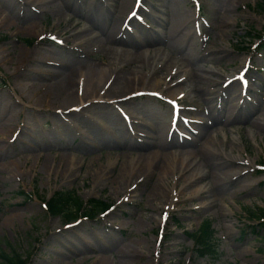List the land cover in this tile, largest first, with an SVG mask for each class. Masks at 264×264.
I'll return each mask as SVG.
<instances>
[{
	"label": "rangeland",
	"instance_id": "1",
	"mask_svg": "<svg viewBox=\"0 0 264 264\" xmlns=\"http://www.w3.org/2000/svg\"><path fill=\"white\" fill-rule=\"evenodd\" d=\"M197 1L199 8L195 0H143L140 21L125 25L140 41L150 35L160 43L155 48H159V58H164L162 66L156 68L158 73L149 69L160 60L157 58L141 77L150 81L154 77L161 86L152 90L161 98L143 93L133 96L126 105L103 102L110 105L117 119H108L96 109L77 120L52 104L48 108L36 105L33 85L48 83V75L42 73L37 62L23 63L22 56L38 45L39 56L50 58L57 66L75 69L80 61L104 59V52L94 49L90 58L75 52L71 38L62 31L64 24L54 27L56 10L26 3L21 9V0H0V15L9 12L17 18L12 25L0 19V123L7 114L4 110L12 113L11 106L15 110L8 127L0 129L3 250H14L27 259V264H144L143 253L147 256V251L153 264L163 255L162 264H264V230L257 225L260 222L251 219L252 212L264 209V172L258 171L264 168V11L259 9L264 0ZM118 2L122 0L114 4ZM227 2L231 6L228 15L233 19L230 24L224 23ZM35 24L40 25L36 33L31 30ZM40 32L48 36H37ZM209 53L213 54L212 61H206ZM246 63L249 68L245 76L236 79ZM190 68L207 80L204 90L192 91ZM232 75L237 81L228 84L225 79ZM180 78L182 82H178ZM177 97L181 99L180 117L173 129L168 100ZM115 106L125 110L132 122L126 121V114L120 110L119 115ZM226 113L232 114L230 119ZM53 121L78 138L62 135L55 143L48 133ZM146 126L162 137L166 153H192L183 163L193 159L190 167L171 174L170 179L177 182L173 199L177 206L167 215L160 207L155 211L154 204L147 200L154 176H149L146 164H136L125 182L121 178L123 169L132 167L129 155L136 153L123 147L152 142ZM10 132L18 133L14 141L8 140ZM104 139L109 140L108 145ZM204 139L208 146L203 145ZM205 149L210 156L202 157ZM61 153L72 156L71 170L64 169L70 157L60 161ZM51 154L56 156L52 158ZM221 156L239 159L232 167L235 172L219 184L209 185L213 180L204 178L211 170L206 161L216 162ZM9 162H18L20 168L12 167L5 173ZM196 170L201 172V179L185 184ZM115 182L120 187L124 183L121 190L112 189ZM125 187L132 193L127 198L129 203L122 200ZM197 187H205L206 192L190 199L189 192ZM58 192H74L83 203L101 199L112 209L93 220L64 221L49 215L45 207ZM211 200H215L213 208L201 207ZM222 203L230 212L223 210ZM152 214L153 219L146 220L149 223L141 221ZM10 215L17 217L11 219ZM159 218H164V223H158ZM206 221L217 243L212 258L209 253L199 256L190 239ZM123 249L125 257L119 254ZM242 250L246 256L240 254Z\"/></svg>",
	"mask_w": 264,
	"mask_h": 264
},
{
	"label": "bare ground",
	"instance_id": "2",
	"mask_svg": "<svg viewBox=\"0 0 264 264\" xmlns=\"http://www.w3.org/2000/svg\"><path fill=\"white\" fill-rule=\"evenodd\" d=\"M78 1H80L79 5L75 3L76 0L75 2L74 0H21V9H23L26 4H29L31 6L37 5L40 9L56 10L58 17L56 19L54 27L58 28L60 24H64L62 31L64 35L68 34L67 38H71L73 42L72 49H75V52H78L80 54H88V58L92 56L94 49H101V51L105 54V58L100 61H97L95 63L80 61L75 69H70L61 64L60 66H57L58 63L52 62L50 58H44L41 55L39 56V53L37 51L38 45L35 46L34 51H32L31 53L29 51L25 52L22 56L23 63L37 62L38 66L41 67L42 73L48 75V78L46 79L47 81H49L48 83L43 82L41 84L33 85V88L36 89L34 95L37 97L36 105L43 108H48L52 104L54 106H57L58 108L64 109L65 111H69L67 115L77 120H82V114L90 111L97 112L96 109H101V114L108 119H117L118 116H116L111 110L110 105L106 103L103 104V102H110L111 104L114 102H119L122 105H126L129 100L125 101L123 99L124 97L130 95L135 91H139L140 88L143 89V87L146 85V81L144 77H141V73L143 71L144 74V69L147 70L149 65L152 66L157 58L160 59L158 56L159 48H155V46L160 45V43L156 40L155 37L150 35L149 37L144 36V40L139 41V39L135 36H123L122 34H119L121 29L120 24H122L121 22H123V20H127L125 19V17L128 13V9L133 7V4L128 3L127 0H122L121 3L118 2L116 4L114 3L117 0H106V2H104L103 0ZM228 5L229 3L227 2L225 10L226 13L224 16L225 24H230L233 20L230 15H228L231 7ZM83 7H85L84 13L82 12ZM102 16H104L103 19ZM0 19L3 22H8L10 25L16 24L15 20H17L16 16H14V13L9 12H2L0 15ZM107 22H110L109 25H107ZM32 26L33 27L31 28V30L35 33L38 32V28L40 25L37 26L35 24ZM176 31L177 30L174 29V32ZM45 33L46 32H40L37 36ZM208 56L209 58L206 61H212L214 59L212 53H209ZM162 59L164 58L162 57L159 61L155 62V65H160L159 62ZM174 65L176 64H173V66ZM155 72H157V70H155L154 68V73ZM188 72L190 78L192 79V81L190 82L192 91L204 90V85L206 84L207 80H205L202 75L194 73L192 68H190ZM188 72L186 74L184 73V75L187 76ZM148 75L149 73L146 74V76ZM133 84L136 85L133 87ZM158 85L159 84L156 83L154 77L152 81H149L148 83V86L151 88H154ZM160 86L161 85H159L158 88ZM132 88L135 91H132ZM124 91L127 92L123 94ZM122 94L124 96L123 98L122 96H120ZM113 98H116L117 100L110 101ZM11 109L12 113L8 108L3 111L7 114L1 119L0 129H4L5 126L9 125V123L14 118L15 110L12 106ZM116 110L119 115V110L126 114V121L132 120L131 116L121 107H116ZM231 116V113H226V118L230 119ZM234 119L235 117H233V120ZM90 127L97 126L90 124ZM146 129L149 132L148 137L152 138V142L150 144H148L147 146H142V144H133L132 146L126 145L123 147L124 149L133 148L136 153L135 155H129L131 156L129 162H132V167H130L129 169L126 168L125 170L123 169L121 178L125 182L126 179H128L129 176H131V174L134 172V166L136 164L139 163L138 166L146 164L145 168L149 170V176H154V178L152 179L154 182L150 186V192H148L147 200L148 202L154 204L155 211L159 209L158 207H160V210H165L168 212L170 209H172V205H174L173 199L177 191L175 189V185L177 182H173L170 179L171 174L174 171H176L177 173H182L185 169H188L192 164L193 159L190 160L189 164L187 163L186 165H183V163L186 159V156L192 157V155L189 156V154L192 153H188L185 155H176L175 153L170 152L166 153L165 151L167 145L165 144L164 140L162 141V137L153 132V129L150 126H146ZM259 131L262 132V129L259 128ZM13 132H15V130ZM13 132H10L11 135L9 138L12 137V135L14 134ZM48 133L52 136V139L55 143H59V137L62 135L69 137V135L71 134L75 136H71L75 139L77 137L67 128L64 127L62 129L60 126L56 125L55 121H53L52 128ZM108 142V139L103 140L104 144L108 145ZM202 142L203 145H209L208 141L205 139ZM210 153L211 152H209L208 149H205L203 151L202 157L210 156ZM38 156H40V154ZM49 156L54 158L56 155L51 154ZM60 157V161L65 160L64 158L66 157H70L69 160H66L67 166L64 169L71 170L74 166L70 165L72 156H70V154L61 153ZM28 158V156L25 157V159ZM206 162L211 167V170L208 171V174L206 176L204 175V178L207 177L212 179V183L208 182L210 183L209 185H211L214 183L219 184L220 182L224 181L229 174L235 172L232 171V167L234 164L236 165V163L239 162V159L235 158L234 160L227 158L226 156H221L216 162H213L211 160ZM6 167L8 168L4 169L5 173L6 170H10L12 167H15L17 169L20 168L18 162L6 163ZM99 172L102 175L105 173L103 170H100ZM144 173L141 174V176H143ZM14 176H16V173ZM199 179H201V172L196 170V172L194 173V171H192V173L189 174L187 180L184 183L189 184ZM123 184L120 187L119 182H115L112 189L114 188L115 191L121 190L124 186ZM164 187L166 188L165 192L163 190ZM204 188L205 187L194 188L189 192L188 197L190 199H193L196 196H200L202 193L206 192L204 191ZM179 194L181 195V192H179ZM121 195L122 200H126L127 198L130 199L132 193L125 187ZM129 199L126 200L127 203L129 202ZM214 201L215 200H211L207 204H203V206L201 207L211 209L214 207ZM222 204L225 207H223V210L230 212L226 208L225 204ZM152 216L153 214L141 221H144V223H149V219H153ZM16 217V215L9 216V218L11 219H15ZM157 222L160 223V218L157 219ZM145 253L146 252L143 253V258L146 257V259H144V264H153V258L152 263L150 262V252L147 251V256H145ZM119 254L125 257L126 252L123 249V251L121 250ZM240 254L244 256L247 255L244 250L240 251ZM163 256L158 257L157 264H162V261L160 259ZM98 261H100V258L98 259ZM167 264L169 263L167 262Z\"/></svg>",
	"mask_w": 264,
	"mask_h": 264
},
{
	"label": "trees",
	"instance_id": "3",
	"mask_svg": "<svg viewBox=\"0 0 264 264\" xmlns=\"http://www.w3.org/2000/svg\"><path fill=\"white\" fill-rule=\"evenodd\" d=\"M107 207L108 205L102 200H91L87 207H83L82 201L75 196L74 192H58L54 194L47 204L49 215L62 217L64 221H72L79 216L94 217L97 213L105 211ZM252 216L258 219L264 218V209H259V212H252ZM260 226L264 229V223ZM201 234L204 238V244L201 247L208 249L207 243L210 239L208 228L205 227ZM0 264H27V259L14 250H3L0 243Z\"/></svg>",
	"mask_w": 264,
	"mask_h": 264
}]
</instances>
